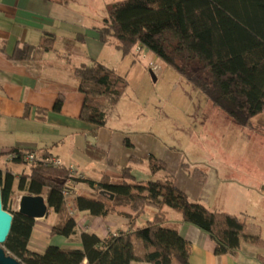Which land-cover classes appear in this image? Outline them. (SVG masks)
Segmentation results:
<instances>
[{"label":"trees","instance_id":"trees-1","mask_svg":"<svg viewBox=\"0 0 264 264\" xmlns=\"http://www.w3.org/2000/svg\"><path fill=\"white\" fill-rule=\"evenodd\" d=\"M105 8L103 25L96 29L101 44L114 39L115 48L123 56L133 53L137 46L147 50L241 126H250L251 119L264 110V0H118ZM54 43L55 35L44 32L38 44L18 43L7 58L14 63L39 61L54 49ZM0 51L5 52V42L1 39ZM193 64L199 66L197 71L192 70ZM73 75L83 97L79 119L92 125L90 133L96 136L125 92L127 80L96 60L75 66ZM63 102L64 96L58 94L52 111L60 112ZM122 143L133 149L128 138H123ZM11 150L17 154L13 163L28 165V171L19 174L14 187L12 168H0L2 207L13 216L3 247L22 264H130L132 261L171 264L174 259L189 264L190 243L176 229L164 225V208L178 212L182 222L207 233L214 242L216 255H236L242 242L264 248L260 235L247 232L246 213L221 211L190 199L172 175L157 176L160 171L167 172V165L153 154L147 156L146 179H137L133 172L143 158L131 154L127 164L119 167L120 179L115 182L107 174L98 180L73 176L66 165L55 166L44 161L52 157L46 148ZM31 151L38 159L28 163L23 156ZM85 151L92 159L107 157L89 142ZM106 161L115 166L111 159ZM188 175L200 183L206 180V172L200 168H194ZM68 179L74 184L68 186ZM79 183L93 195L79 192L74 199L76 211L92 217L121 215L128 219V229L111 232L105 238L82 232L81 248L48 245L42 253L30 251L28 241L34 219L16 210L17 194L43 196L48 208L46 215L53 212L59 218L51 227L50 236L70 237L76 233L77 221L68 213L62 191L75 193ZM148 207L155 208L154 217L134 227L135 218ZM134 238L150 250L142 256L136 255ZM256 258L264 264V254Z\"/></svg>","mask_w":264,"mask_h":264},{"label":"crops","instance_id":"crops-1","mask_svg":"<svg viewBox=\"0 0 264 264\" xmlns=\"http://www.w3.org/2000/svg\"><path fill=\"white\" fill-rule=\"evenodd\" d=\"M66 7L67 2L62 0H0V39L5 42V52L0 51V168L3 169L6 166L12 168L16 185L19 174L26 173L28 165L3 162L4 155L12 148L21 150L46 148L53 157L60 158L65 165L74 166L76 172L84 178L98 180L102 174L109 175L106 173L107 171H104L105 173L102 172L99 177H90L84 171L85 168H91L89 166L90 161L87 160L89 163L87 166L73 162L76 153H81V151L79 152L80 148L76 149L75 147L76 141L78 140L80 144L83 141L86 146L90 141L85 134L93 129L92 125L79 119L83 97L78 91V83L73 75V68L89 60L98 61L97 57L91 55L88 50L102 51V47L96 43V29L101 27V24L90 25V28L94 30L91 39L95 41L90 45L87 35L83 34L86 18ZM62 26L69 29H66L67 34L69 33L79 46H75L74 49L69 48L68 44L67 46L64 44L58 46L62 37L58 27ZM44 32L53 33L55 43L54 49L45 53L41 60L22 63H14L8 60L7 55L12 53L16 44L25 42L38 44ZM115 44L116 42L110 39L108 43L101 45L115 47ZM89 47L91 49H88ZM58 94L64 96V102L61 111L54 112L52 106ZM38 108L44 109L45 112L38 111ZM100 129L97 137L90 144L105 152L107 156L112 153H119L124 165L127 164V159L131 154L140 156L144 162L149 154H153L167 165V172L160 171L157 176H163L167 173L172 175L176 184L186 192L190 199L200 201L208 207L218 209L214 205L216 204L214 196L219 192L220 187L224 186L222 182L226 186L238 187L233 179L225 177L231 173V168L224 164L221 172L222 175H225L224 179H220L218 171H209L206 172L205 182L200 183L189 176L188 172L182 170L184 162L180 158L175 156L165 158L150 149L143 150L138 141L124 133L126 135L123 138H128L133 145V149H128L122 143L123 139L118 138L112 142L110 133L100 132ZM65 139L70 144L66 149H63L64 151L60 150L59 154L63 156L53 154L50 146H54V150H57V147ZM66 153L69 154L67 157H65ZM110 159L114 162L112 158ZM92 162L91 166H94L96 162ZM114 164L116 169L120 167L119 163ZM105 167L107 170L111 168L110 165ZM16 168L19 172H15ZM134 171L136 172V170ZM117 173L119 175L118 170ZM230 181L232 183L229 185ZM79 192L93 195V192L83 183H79L75 193L70 194L73 200L69 204L66 203V207L67 211L69 207L73 210V216L77 221L76 233L70 237L50 236L51 227L59 219L56 213L52 212L43 218L34 219V226L28 241L30 251L42 253L48 245L81 248L80 235L82 232H92L100 238H105L111 232L115 233L128 229V219L121 215L112 213L104 217H92L84 212L76 211L74 199ZM257 193L264 197L263 188L258 189ZM21 196V194H17L16 205ZM240 212H244L248 216L247 232L258 234L264 239V220L251 216L243 209L231 213ZM155 213V208H146L141 215L135 218L134 227L145 224L147 220L154 217ZM164 213V225L176 229L190 243L189 264H261L256 257L264 254V248L242 242L236 255H216L214 242L207 233L193 225L182 222L180 214L172 209L164 208ZM133 247L138 256H142L150 250L140 240L135 239L133 240ZM130 264L149 263L132 261ZM171 264L180 263L174 259Z\"/></svg>","mask_w":264,"mask_h":264},{"label":"rangeland","instance_id":"rangeland-1","mask_svg":"<svg viewBox=\"0 0 264 264\" xmlns=\"http://www.w3.org/2000/svg\"><path fill=\"white\" fill-rule=\"evenodd\" d=\"M62 1L67 2V9L86 18L83 34L87 35L91 45L95 41L91 39L94 30L90 25L102 26L106 4L118 0ZM58 28L62 36L58 46L68 44L71 49L79 46L67 34L68 28ZM111 40L115 42L114 39ZM96 43L102 47V51L88 52L127 80L125 92L100 132H109L112 142L118 138L123 139L127 134L138 141L143 150L150 149L165 158L178 157L184 162V172H191L198 167L205 172L218 171L220 179H233L238 187L230 185L231 181L228 183L230 186L222 182L224 186L214 196L215 207L230 212L243 209L251 216L264 220V197L257 193L264 186V110L251 119L250 126H241L213 106L201 91L194 88L175 69L147 50L137 52L134 49L133 53L123 56L112 45H101L97 40ZM191 67L197 71L199 66L193 64ZM202 76L208 78L205 73ZM85 135L92 143L98 131L96 136L90 132ZM66 139L57 150L50 146L53 154H59L61 149L67 148L70 142ZM81 143L78 140L75 143L76 149L80 148L81 153H76L73 162L87 166L88 161L91 164L95 161L94 166L89 164L91 168H85L86 175L99 177L102 172L107 171L113 181H119V167L116 169L114 165H110L108 170L105 167L109 166L106 160L110 158L123 166L119 153H112L105 159H92L86 154L84 142ZM67 155L69 154L66 153L65 157ZM142 163L135 165L133 169L136 170L134 174L137 179L149 176L148 161ZM223 164L231 168L229 175H222ZM73 169L76 172L74 166ZM15 172L19 170L16 168ZM72 200L69 196L66 203L69 204Z\"/></svg>","mask_w":264,"mask_h":264},{"label":"water","instance_id":"water-1","mask_svg":"<svg viewBox=\"0 0 264 264\" xmlns=\"http://www.w3.org/2000/svg\"><path fill=\"white\" fill-rule=\"evenodd\" d=\"M150 74L153 80H155L152 71H150ZM17 210L30 218L37 219L45 217L48 208L43 196H31L25 194L19 198ZM12 219V214L4 210L2 207L0 190V264H22L19 260L9 255L3 247V243L5 242L12 226Z\"/></svg>","mask_w":264,"mask_h":264},{"label":"built area","instance_id":"built-area-1","mask_svg":"<svg viewBox=\"0 0 264 264\" xmlns=\"http://www.w3.org/2000/svg\"><path fill=\"white\" fill-rule=\"evenodd\" d=\"M136 51H142V48L140 46H137L136 48ZM146 55L143 53V57H145ZM17 156V154L13 151V150H8L6 152V154L4 155V158H3V162L4 163H10V162H13V159ZM24 160L28 163L38 159L37 155L35 152L31 151V152H27L24 154ZM40 159V158H39ZM45 162H49L55 166H63L65 165L62 160L60 158H57V157H50L48 159H45L44 160ZM67 166V165H66ZM67 168L69 169V172L73 175V176H77V177H82L80 174H78L77 172H75V170L73 169V166L72 165H68ZM71 184H74L73 183V180L72 179H68L67 181V185L70 186ZM76 188V187H75ZM70 191L68 189H64L62 191V195L64 197V199L66 200L69 196H70ZM19 201V199H18ZM18 205V203H17ZM68 212L70 215H73V210L71 209V207L68 208Z\"/></svg>","mask_w":264,"mask_h":264}]
</instances>
